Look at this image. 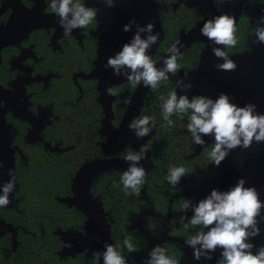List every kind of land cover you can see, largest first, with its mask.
I'll return each instance as SVG.
<instances>
[{
    "label": "flooded vegetation",
    "instance_id": "af4514ba",
    "mask_svg": "<svg viewBox=\"0 0 264 264\" xmlns=\"http://www.w3.org/2000/svg\"><path fill=\"white\" fill-rule=\"evenodd\" d=\"M155 1L159 4L160 20L164 18L171 23L182 12L179 34L195 25L188 28L196 15L193 3L207 1L216 10L214 0ZM73 3L98 10L97 16L86 28L65 35L59 17L50 8L51 0H0V39L8 28L13 35V40L6 44L0 41V111L5 121L0 122V186L13 179L9 170L15 184L9 194L11 203L0 207V264H47L44 254H55L58 261L70 259L72 264H93L94 253L99 250L88 242L98 234L87 227L83 212L60 198L73 196V179L84 164L99 158H124L110 154L130 147L121 138L106 145L110 138L103 132L105 113L99 100V79L88 77L98 68L99 9L90 0H73ZM203 6L206 4L202 10ZM124 82L109 87L116 93L111 95V124L115 131L119 130L128 105L124 99ZM141 109L135 119L139 118ZM156 130L155 125L148 145ZM193 146L196 155L200 150L197 152ZM95 152L97 155L92 156ZM113 171L116 170L99 173L91 184L92 195L101 202L100 196L92 192L93 185L106 172ZM186 175L195 178L194 174ZM41 176L53 179L68 176L69 189L60 184L65 191L61 193V187L54 185L58 187L54 195L52 192L46 195L32 185ZM166 193L170 204L166 213H161L154 209L146 186L140 188L139 200L143 203L137 211H130L125 227L128 231L144 230L153 219L159 244L180 245L169 240L182 237L174 234L177 226L173 222L174 198L169 191ZM52 196L58 204L71 209V217L63 220L69 224L63 227L59 224L61 215L57 208L49 209ZM61 231L74 235L64 236Z\"/></svg>",
    "mask_w": 264,
    "mask_h": 264
},
{
    "label": "clouds",
    "instance_id": "9594fccd",
    "mask_svg": "<svg viewBox=\"0 0 264 264\" xmlns=\"http://www.w3.org/2000/svg\"><path fill=\"white\" fill-rule=\"evenodd\" d=\"M106 7H114L115 0H101ZM226 0H221V3ZM251 2V0H250ZM50 8L59 17V24L64 29L65 35L70 34L74 29L86 28L96 19V9L86 7L73 0H51ZM257 27L254 29L255 39L253 44H264V16L257 20ZM135 20L123 26L122 31L132 30ZM154 24L148 23L144 26L136 24V31L129 42L123 44L121 50L107 59L105 68L113 69V74L123 76L133 88L143 84L152 91L158 89L162 84L167 83L169 74L176 75L180 70L177 63L181 56L180 48L173 45L169 54L162 61V66L157 67L151 56L148 54L151 48L157 44L159 33L153 34ZM235 16L222 14L214 16L203 23L200 32L207 37L212 45V53L223 63L216 64L218 70L225 72L235 71L236 63L230 58L225 49L234 48L238 41L236 33ZM141 34H146L142 37ZM224 46L223 48L218 47ZM188 73L185 72V77ZM176 85L182 91L191 87L184 83L183 79L176 80ZM109 95H115L111 88ZM162 101L163 119L170 127L173 124L172 116L183 120L188 119L187 130L191 134L194 144L204 146V136L213 137L214 143L209 153V159L216 167H219L232 150L236 148L248 149L253 142L264 143V114L256 111V105L248 103L243 107L230 102L228 94L220 93L215 100L203 95L193 96L177 95L173 90L168 97H160ZM126 104L131 100L125 99ZM154 117L143 116L133 119L128 128L134 130L137 138L149 136L155 127ZM150 151L148 144H142L138 152H129L124 157L129 162L127 170L120 176L126 195H139L140 187L145 181L146 171L140 165L146 159ZM9 176L13 177L0 186V207H5L11 201L9 194L14 191V175L9 170ZM188 174L184 167H172L166 177L167 181L176 187L181 178ZM246 180L240 178L234 187L227 191L212 189L210 194L193 204L185 200L181 217L187 221L184 227L199 228L195 235L190 236L185 244L193 249V258L197 261L212 260L213 254L220 250V256L216 264H264V245L257 246L251 241L260 235L259 224L264 221L262 209L264 201L255 187H245ZM191 210L192 215L187 216ZM124 245L129 253L137 249L125 239ZM256 249L253 252V249ZM104 251H97L93 256V264H127L126 259L113 246L104 243ZM144 264H177L176 260L167 255V249L157 245L151 249L148 259Z\"/></svg>",
    "mask_w": 264,
    "mask_h": 264
},
{
    "label": "water",
    "instance_id": "95a60500",
    "mask_svg": "<svg viewBox=\"0 0 264 264\" xmlns=\"http://www.w3.org/2000/svg\"><path fill=\"white\" fill-rule=\"evenodd\" d=\"M90 1L99 9L98 18L101 34L98 49V68L88 77H97L99 79V100L105 113L103 132L107 133L110 138L106 145H110L112 139L121 138L128 146L138 152L142 144H147L151 133L147 137L137 138L134 130H130L128 125L144 106L145 98L150 89L143 86V84L138 85L134 89L129 99L131 103L126 107L119 130H113L111 124L113 117L112 96L109 95L108 89L113 84L127 80L123 76L114 75L113 69L105 68V64L110 56L121 50L124 43L130 41L136 31V24L141 26L148 23L154 24L153 34L159 33V40L148 54L152 56L156 52L164 34L159 15V4L155 0H115V6L109 8L101 0ZM249 5L250 0H226L220 9L214 11L213 15L206 16L187 31L183 29L170 48L175 45L180 48L181 54H183L192 44L205 42L206 45L201 52L202 58L197 67L191 70L184 69L179 71L178 79H183L185 72L188 73L187 76H192L199 80L211 79L217 88L230 92V102L240 107L248 103L255 104L256 111L264 114V44H253L252 40L255 37H252L249 41V50L247 52L229 55L237 65L236 70L225 72L215 67L216 64L224 62L216 58L212 53V47L217 45H212L207 37L200 32L206 20L222 14L235 16L237 24L244 7ZM132 20L136 21V24L132 26V30L129 32L122 31L123 26L129 24ZM9 32H11L9 28L4 32L3 37L0 39L1 44H6L13 40V35ZM141 35L143 37L146 34ZM218 47L223 48L224 46L219 45ZM169 49L155 63L157 67L162 66V61L168 56ZM179 88L177 86V90ZM0 122L2 124L5 123L1 111ZM203 139L206 141L205 145L214 143L213 137L204 136ZM194 145L197 152L203 147ZM140 165L145 168L146 173L154 168L155 165L150 151L147 153L146 159L140 162ZM128 166L129 162H126L124 158H99L88 162L83 165L73 179V196L60 198V201L67 203L69 206H76L87 216V227L90 231L98 234L96 238L89 240L88 245L96 247L99 251L105 250V242L114 246V238L111 224L108 220V213L104 209L103 203L92 195L91 184L101 172L116 170L123 173ZM240 178L246 180L245 187H255L260 194V199L264 201V143L253 142L248 149L238 147L232 150L226 159L222 161L218 178L205 186L207 193L209 195L214 188L220 191H227L234 187ZM262 215H264V209H262ZM259 227L261 230L260 235L253 238L257 248L264 245V221H261ZM61 234L64 236L74 235L72 232L63 231H61ZM169 240L178 242L182 246L184 257L179 264H216V260L220 256V250L218 249L213 254L214 258L212 260H204L202 258L197 261L193 258V249L185 244L184 239L174 237ZM100 264H103L102 259Z\"/></svg>",
    "mask_w": 264,
    "mask_h": 264
},
{
    "label": "trees",
    "instance_id": "16d2710c",
    "mask_svg": "<svg viewBox=\"0 0 264 264\" xmlns=\"http://www.w3.org/2000/svg\"><path fill=\"white\" fill-rule=\"evenodd\" d=\"M214 3L216 4V9H219L222 6L221 0H214ZM203 4H206V6H203L205 7L204 10L201 9ZM192 6L195 7L194 11H196V15H194L193 21H189L188 28L198 23L204 17L214 14V10L208 5L207 1L204 3H193ZM185 11H187V9ZM177 15L176 19L171 23H168L166 19L161 18V25L164 34L162 40L157 46L156 52L151 56L154 64L179 36L181 28L180 22L183 21V14L179 11V14ZM261 16H264V0H251L250 5L244 7L236 24L238 29L236 33L238 41L237 45L234 48L226 49L229 55H237L249 50V41L255 34L254 29L257 27L256 22ZM205 45V42H196L181 54L177 60V63L180 65L179 71L196 68L202 58L201 52ZM178 73L176 75L169 74L170 78L167 83L162 84L155 91H149L145 98L144 106L140 112L139 118H142L143 116L154 117L156 120L155 125L157 127L156 135L149 142L151 158L155 166L151 172L145 176V181L140 188L146 186V193L150 196L154 209L161 213H166L167 205L170 204V197L166 191H169L173 195V222L177 223L174 234L187 240L190 236L195 235L200 229H186L184 227V224L187 221L181 220V217L185 215L181 210L182 205L185 200H190L193 204H196L208 195L205 185L218 178L221 171V165L216 167L209 159V153L212 150L213 144L203 146L198 154L193 155L195 150L192 144L191 134L187 130V116L183 120L176 116H172L171 119L173 120V124L169 127L167 122L163 119L162 101L160 97L164 96L167 98L169 93L173 90L177 91L178 96L187 95L189 99L193 96L203 95L215 100L220 93L228 94L229 97H231V94L230 92L217 88L211 79L199 80L192 76L183 78L184 83L190 84L191 87L186 91H182L181 88H179L178 91L176 86ZM123 86L124 99H127L133 93L135 88H133L128 81L124 82ZM99 107L100 106L95 102V108L98 110ZM119 111H122L121 106H119ZM95 130L96 129H93L92 131ZM94 147L96 148V146ZM124 149L125 151L121 150L120 152L111 153L110 155L126 156L129 152L135 153L130 147H125ZM96 155L97 152L92 153V156ZM174 166H182L186 168L188 174H194L195 178L185 175L181 178L180 183L176 187H173L167 181L166 177L169 173V169ZM120 176L121 173L116 171L106 172L103 178L98 179L92 188V192L95 196H100V199L108 212V219L111 224L112 236L115 242L114 247L126 259L127 264H144V261L148 259L151 249L160 245L165 247L167 249V255L176 260L177 264H179L184 257L183 249H181L180 245L177 243L165 242L159 244L156 241L157 231H155L152 221L153 219L150 220L149 224L145 225L144 230H127L125 225L130 211H137L139 204L143 203V201L139 200L141 194L138 196L125 194L123 184L120 182ZM196 178L197 180H195ZM68 183V176L64 179H61L60 177L53 179L41 176L35 182H32V185L36 190L40 189L43 193L45 192L46 195H50V192L54 195V191L58 188L56 186L61 187L62 185L66 188ZM59 191L61 193L65 192L62 190V187ZM53 197L54 196L49 200V209H51V206L57 208V212L61 215V221L59 224L63 227L65 224H69V221L63 220L71 217V209L65 204H58ZM191 215L192 212L189 210L187 216L190 218ZM52 228L53 226H50V229ZM126 238L136 247L137 250L135 252L129 253L127 251L124 245ZM251 242L255 244L254 239ZM41 248L44 249L42 246ZM255 250L256 249L254 248L253 252H255ZM43 251L47 252L48 250ZM44 257L47 264H57L58 262V264H72L70 259L58 261V257L55 254H44Z\"/></svg>",
    "mask_w": 264,
    "mask_h": 264
},
{
    "label": "rangeland",
    "instance_id": "374dc122",
    "mask_svg": "<svg viewBox=\"0 0 264 264\" xmlns=\"http://www.w3.org/2000/svg\"><path fill=\"white\" fill-rule=\"evenodd\" d=\"M207 185V184H206Z\"/></svg>",
    "mask_w": 264,
    "mask_h": 264
}]
</instances>
